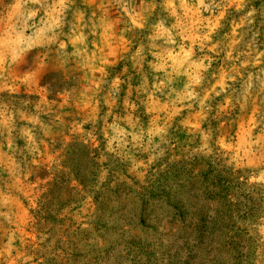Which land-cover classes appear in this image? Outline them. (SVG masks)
Returning <instances> with one entry per match:
<instances>
[{"label":"rangeland","instance_id":"obj_1","mask_svg":"<svg viewBox=\"0 0 264 264\" xmlns=\"http://www.w3.org/2000/svg\"><path fill=\"white\" fill-rule=\"evenodd\" d=\"M207 169L264 191V0H0V264H229L222 232L174 234L159 206L202 214L175 183ZM66 186L82 192L58 207ZM96 196L120 200L107 228ZM140 196L158 236L138 231ZM235 225L264 264V214Z\"/></svg>","mask_w":264,"mask_h":264},{"label":"trees","instance_id":"obj_2","mask_svg":"<svg viewBox=\"0 0 264 264\" xmlns=\"http://www.w3.org/2000/svg\"><path fill=\"white\" fill-rule=\"evenodd\" d=\"M79 148L82 151L80 149L77 151H81L83 156L84 152L88 155V152L84 147L79 146ZM82 163L86 169L83 171H70V173L74 175V181L77 182L81 187L85 188L84 181L93 175L92 172H88L87 170V167L92 165V160L87 157V160ZM191 182L193 183L192 192H190L189 195L187 194V196L192 197L194 200L201 203L202 208L205 210L202 211V214H195L193 210H191L192 208H189V206L182 204L180 205L178 198H175L178 202L177 205H172L168 201L170 194L163 195L161 197V204L159 206L164 205L166 209L171 211L170 216H167L168 219H170L168 223L169 230L175 232L174 234H182V236L189 238L190 240H214L215 233L217 232L218 234L219 232H222L223 235L220 237L221 240H227L222 245L223 251L225 252V255L228 253L231 254L228 256L227 262H229V264H251L248 259L242 261L241 256H238L239 253L235 252L237 251L238 247L242 250L244 247H240L239 245L234 244L235 241L233 242L229 240H253V237L249 233L242 231L240 228H238V226L235 225V223L236 221L246 222L247 219L256 220L260 215L264 214V191L259 193L255 189L251 190L243 183L239 182L237 177L233 178V180H226L220 174H213L211 173V170L208 169L202 170L195 179H192L186 173L183 175V178L179 179V182L175 183V185L178 188H182L181 191H186L188 190V185ZM47 187L48 191L40 197L39 201V205L42 210H47L50 207L49 205L52 202L49 197L51 195L53 196V191L57 190L58 188V194V192L62 190V187L57 185L55 181L49 182ZM64 189L66 191L65 193H62ZM63 191L61 192L62 195H59V198H54V200H56L55 205L58 207H64L68 203L72 202V200L69 198V192H74L75 194H80V192H82L68 186L63 188ZM140 197L141 199L138 201L140 205V212L138 213V217L136 216L134 219L135 222H137L136 224L138 226V231L141 233L152 231L158 236L159 234H157V229L159 226V218L156 216L152 217V213L155 211L150 212L151 208H153V205L147 203L149 200L143 199V196ZM172 197L174 198L175 194ZM119 201L120 200L117 197L114 198L112 196L95 197V205L97 206L96 215L97 219L100 220V222H96V225L99 226L100 229L107 228L110 222L109 219L102 221L100 215L102 214L101 217H104L105 213L107 217H110V213H112L111 206L114 203H118ZM255 201H257L261 207L254 208ZM158 211H164V208H159ZM209 211L214 213L213 217L207 214ZM116 215H118L117 212ZM118 221L120 220L115 219V222ZM94 222L95 220L92 221V223ZM161 234L163 233L161 232L160 235ZM203 244L204 242H201L200 245ZM205 251H208V248H205ZM201 253L202 251L200 254ZM232 253L236 254L232 255ZM95 260L100 261V256H97ZM86 261L87 260L84 261V264H90L92 259L88 260L87 262ZM192 262H186L184 264H189ZM206 263L211 264L212 260H205L203 257L199 256L198 264Z\"/></svg>","mask_w":264,"mask_h":264}]
</instances>
